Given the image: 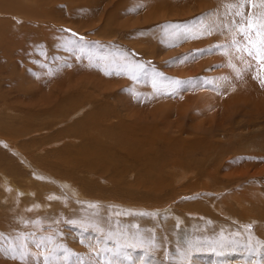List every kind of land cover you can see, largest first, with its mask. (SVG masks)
Returning a JSON list of instances; mask_svg holds the SVG:
<instances>
[{
    "label": "rangeland",
    "instance_id": "rangeland-1",
    "mask_svg": "<svg viewBox=\"0 0 264 264\" xmlns=\"http://www.w3.org/2000/svg\"><path fill=\"white\" fill-rule=\"evenodd\" d=\"M53 1L0 14L16 28L1 34L0 264H264V64L232 47L247 20L229 19L247 0ZM122 121L149 127L146 155ZM6 177L33 193L17 209ZM41 190L56 216L23 210ZM86 194L102 212L80 209Z\"/></svg>",
    "mask_w": 264,
    "mask_h": 264
},
{
    "label": "bare ground",
    "instance_id": "bare-ground-1",
    "mask_svg": "<svg viewBox=\"0 0 264 264\" xmlns=\"http://www.w3.org/2000/svg\"><path fill=\"white\" fill-rule=\"evenodd\" d=\"M8 2V3H10V4H12L13 6H10V5H8V4H6L5 2ZM51 1H53V0H51ZM194 1H198V0H194ZM256 1V0H255ZM50 2V1H49ZM54 2V1H53ZM53 2H51V3H53ZM50 3V4H51ZM186 3V2H185ZM46 4H47V0H0V14H3V16H7V14H8V12L7 11H12V10H16V12H19L20 13V16H19V20H21L22 19V17H31V19L33 20L34 19V16H36V15H38L37 14V9L39 10V9H44L45 11L48 9V7L46 6ZM55 3H53V5H54ZM248 4V3H247ZM259 9L260 8H257V7H255V8H251V6H249V8H248V11L249 12H247L246 14L244 13V15L242 14V15H237V13H240L239 11H235L234 13H233V16H230L231 18H229L230 20L234 17L235 19H233L232 21L234 22V21H242V20H244L245 18V20H247L250 16H255V14H254V12L253 11H257V12H259ZM41 10V11H42ZM43 13V12H42ZM35 14V15H34ZM40 14V13H39ZM44 14V13H43ZM45 14H46V12H45ZM231 14V13H230ZM42 16V15H41ZM168 16V15H167ZM244 16H245V18H244ZM257 17H260V16H257ZM25 19V18H24ZM30 19V20H31ZM229 19H228V21H229ZM29 20V19H28ZM227 20V19H226ZM228 21H226V23H228ZM231 21V22H232ZM30 22V21H29ZM230 22V21H229ZM230 22V23H231ZM237 22V23H238ZM244 22V21H243ZM221 23V22H220ZM226 23L225 22H223L222 23V25H220V24H217V26L221 29V28H226ZM241 24V23H240ZM228 26H229V23L227 24ZM216 26V27H217ZM227 26V27H228ZM235 26V25H234ZM231 26H229L228 28H230ZM232 28V27H231ZM219 29V30H220ZM222 29V30H223ZM214 30V29H213ZM215 31V30H214ZM0 51H1V53H3L2 55L4 56L5 55V51H7V49L8 48H6V49H4L3 48V46L1 45V42L3 41V39H2V37H1V34L2 35H8V34H11V33H16V28H14V27H11V28H9V29H5V28H3V27H1L0 28ZM13 35H15V34H13ZM12 35V36H13ZM24 38V37H23ZM191 39V38H190ZM68 42V41H67ZM22 46H24V45H22ZM21 46V47H22ZM5 50V51H4ZM21 50V49H20ZM17 51V50H16ZM16 54V53H15ZM24 54V53H23ZM199 54V53H198ZM222 57V56H221ZM248 59V58H247ZM216 60V61H215ZM213 62H219L221 59L220 58H217V59H215ZM249 60V59H248ZM4 61V60H3ZM246 61V60H245ZM192 65V64H191ZM245 65H247V64H245ZM257 67L258 66H256V69H257ZM246 69H247V67H245ZM254 68H255V66H254ZM35 70V69H34ZM258 70V69H257ZM203 88H205V86L203 87H201V89H203ZM201 93H203V92H201ZM200 96L203 98V100L205 99V97L207 96V94H200ZM201 100V99H200ZM222 102V101H221ZM211 104H210V102L208 101V100H206L205 102H201V108H203V109H206L205 107H208V106H210ZM0 106H2V104H0ZM64 107V106H63ZM63 109V108H62ZM64 110V109H63ZM62 110V111H63ZM64 113H65V111H63ZM71 115V114H70ZM78 118V117H77ZM70 119V118H69ZM80 121H82V120H80ZM71 122V121H70ZM79 122V121H78ZM58 123V122H57ZM61 124H63L64 123V120H61V122H60ZM82 124H83V122H81ZM59 124V123H58ZM56 125V124H55ZM54 125V126H55ZM69 125V124H68ZM132 125H133V122H132ZM136 124L134 123V127H131L130 128V126H128V127H126V126H124V121H122L121 123H120V125H119V129H118V131H119V134H121L122 133V131L123 130H126V131H130V132H124V133H126L127 135L128 134H130L131 135V137L130 138H134L133 140H130L131 142L132 141H134V144L133 145H135V144H137V147H136V150H137V152H139L141 155H146L147 154V151H145L144 149H142V148H138V146H140V147H146L145 146V144H147L148 145V147H152L153 145H154V142H153V140H149V138H151V137H149L150 136V131L148 130L149 129V127L147 128L146 126H144V127H146V128H142V129H137L138 127L137 126H135ZM77 127L79 126V125H76ZM123 127L122 129H120V127ZM142 126V125H141ZM113 127H114V125H113ZM109 129L111 128V127H108ZM61 129V128H60ZM72 129V128H71ZM75 131H77V129L75 130ZM80 131H81V128H80ZM79 131V132H80ZM61 131H59V133H60ZM21 133V132H20ZM66 132H64L63 134H65ZM159 135H161V134H159ZM63 136H65V135H63ZM156 136H158V135H156ZM162 137L164 136L163 134L161 135ZM165 137V136H164ZM129 138V139H130ZM140 138V139H139ZM155 138V137H154ZM161 137L159 136V138L158 139H160ZM72 139V138H71ZM156 141V140H155ZM75 143V142H74ZM84 144V143H83ZM69 145V144H68ZM151 145V146H150ZM85 146H86V144H85ZM80 147V146H79ZM78 147V148H79ZM67 148V147H66ZM86 148H87V146H86ZM10 149V148H9ZM63 149V148H62ZM68 149V148H67ZM73 149V148H72ZM69 150V149H68ZM74 150V149H73ZM21 151V150H20ZM67 151V150H66ZM76 151V150H75ZM22 152V151H21ZM83 152H85V151H83ZM87 152V151H86ZM41 153H42V151H41ZM69 153V152H68ZM80 153V152H79ZM80 155L82 156V155H84V154H81L80 153ZM79 155V156H80ZM87 155V154H86ZM79 156H77V157H79ZM89 156V155H88ZM88 156H87V159H88ZM18 157V156H17ZM26 157V156H25ZM82 157H84V156H82ZM40 158V157H39ZM86 158V157H85ZM26 159V158H25ZM22 160V159H21ZM41 160V159H40ZM77 160L78 159H76V162H77ZM85 160V159H84ZM27 161V160H26ZM35 161V160H34ZM37 161V160H36ZM39 161V160H38ZM37 161V162H38ZM43 161H44V159H43ZM43 161L42 162H40V163H43ZM79 161V160H78ZM80 161H81V159H80ZM82 162V161H81ZM86 162H87V160H86ZM32 163V162H31ZM3 164V163H2ZM25 164H27V163H25ZM38 164V163H37ZM77 164H78V162H77ZM1 165V164H0ZM5 165V164H4ZM2 166V165H1ZM37 165L35 164V167H36ZM3 167V166H2ZM1 167V168H2ZM29 167V166H28ZM70 167V166H69ZM37 171H38V169H36ZM1 171V170H0ZM3 171V175L5 176V174H4V170H2ZM32 171H33V169H32ZM41 171V170H40ZM33 173V172H32ZM35 173V172H34ZM19 174V173H18ZM36 175H37V172L34 174V176H35V178H36ZM43 175V174H42ZM2 176V175H1ZM0 176V177H1ZM6 176H12V175H10L9 174V172L6 174ZM33 176V177H34ZM37 176H39V174L37 175ZM44 176V175H43ZM50 176V175H49ZM19 178H21L20 176H18ZM1 178H3V177H1ZM41 178V177H40ZM39 178V179H40ZM47 178V177H46ZM5 181L3 182L2 181V184H3V188L4 189H6V191H7V193L9 194V196H10V198H11V200H12V202L14 203V207H15V209H17V208H19V207H21L20 206V204H21V198L23 197V196H31V195H33V193H32V191H30V190H27V191H21V190H17V191H15V192H13V188H11L12 186H10V182L8 183V181H9V178L8 177H6L5 179H4ZM43 180V179H42ZM59 180V179H58ZM62 181V180H61ZM37 182H38V179H37ZM46 182V181H45ZM47 182H48V179H47ZM146 182V181H145ZM62 183V182H61ZM93 183H95V182H93ZM92 183V184H93ZM98 183H100V182H98ZM147 183V182H146ZM145 183V184H146ZM17 184V183H16ZM33 184H36V182L34 183H32V185ZM41 185H42V183H41ZM94 185V184H93ZM17 186V185H16ZM19 186V185H18ZM45 186H47L48 188L49 187H51V186H49V185H45ZM60 186H62V185H60ZM66 187H65V189L66 188H68L67 187V185H65ZM95 186V185H94ZM96 186H98V185H96ZM108 186V185H107ZM46 187V188H47ZM64 187V186H63ZM100 187V189H102L101 188V186H99ZM16 188H18V187H16ZM30 188V187H29ZM34 188H36L35 186H34ZM43 188V187H42ZM89 188H91V186H89L88 184H86V186H84V188L83 189H81L80 191L81 192H83L84 193V190H87L88 191V189ZM15 189V188H14ZM23 189V188H22ZM39 189V188H38ZM50 189V188H49ZM51 189H52V187H51ZM64 189V190H65ZM74 189V188H73ZM107 189V188H106ZM35 190V189H34ZM56 190V189H55ZM109 190V189H108ZM50 192V190H47V192H46V190H41V192H39V194L38 195H35V196H32V197H35L36 199H37V201L36 202H34L33 200H31V199H29V198H24L25 200H23V205H22V207H23V210L25 211V210H29L30 211V209H33V210H31V211H33V213L34 214H36L35 216H37V215H39L40 213H43V214H45L46 215V213L47 212H49L48 214L52 217V215H57L56 214V212L54 213L53 211H55L58 207L57 206H59V203H52V202H50V200H48L47 198H54V196H52V194L51 193H49ZM53 192H55L54 191V189H53ZM52 192V193H53ZM67 192H69V191H67ZM49 193V194H48ZM70 193V192H69ZM45 194H48V196H46ZM55 194V193H54ZM57 196L56 197H59V198H61L63 195H61L62 193H59V192H57ZM64 194V193H63ZM74 194V193H73ZM56 195V194H55ZM72 195V194H71ZM107 195V194H106ZM74 196H75V194H74ZM21 197V198H20ZM86 197H88L90 200H91V206H86V204L88 203V199H85V201L83 202V207L82 208H80V209H84V210H87V211H91L92 213H94L95 215L96 214H98V213H100V212H102L100 209H101V207L103 206V205H101V201L102 200H99V196H98V194H95V195H91V194H86ZM9 198V197H8ZM42 199H46V200H44V201H41ZM79 199V198H78ZM102 199V198H101ZM80 200V199H79ZM62 201H64L63 203H60V205H62V207H63V210H64V214L66 215L67 214V212H71L72 211V209L76 206V205H74V203H76V202H78L77 200H75V199H72V198H70V201L68 200V198H66V196H63L62 197ZM257 201V200H256ZM78 204H80V203H78ZM111 204V203H110ZM261 206V205H260ZM79 207V206H78ZM107 207H109V208H111V206H107ZM113 208H111L112 209V214L114 213L115 215H119V213H120V211H121V209H123L122 210V213H123V211H125V213H127L128 214V208L129 207H126V208H122V207H118V206H112ZM116 207V208H115ZM10 208V207H9ZM53 209V211H49L50 209ZM77 208V207H76ZM76 208H74V209H76ZM131 209H136V211L137 210H144L143 208H133V207H130ZM22 209V208H21ZM47 209V210H46ZM111 209H110V214L109 215H112L111 214ZM77 210V209H76ZM75 210V211H76ZM105 210V209H104ZM107 210V209H106ZM120 210V211H119ZM20 211V210H19ZM221 211V210H220ZM224 211V210H223ZM26 212V211H25ZM25 212L24 213H22V214H24L25 215ZM1 213V212H0ZM122 213H120V214H122ZM3 214V213H2ZM68 214H70V213H68ZM73 214V213H72ZM88 214V213H87ZM113 214V215H114ZM199 214V213H198ZM225 214V213H224ZM5 215V214H4ZM48 215V216H49ZM22 216V215H21ZM81 216V215H80ZM83 216V215H82ZM88 216V215H87ZM226 216V215H225ZM227 216H229L228 214H227ZM85 217V216H84ZM92 217H93V215H92ZM199 217V216H198ZM232 216H229V218L230 219H232L231 218ZM79 218H81V217H79ZM201 219V218H200ZM203 220V219H202ZM248 220H250V218L248 219ZM80 221H82V220H80ZM178 222H179V220H177ZM212 221V220H211ZM233 221H236V219L234 218V216H233ZM262 221V220H261ZM206 222V221H205ZM213 222V221H212ZM237 222V221H236ZM239 222V221H238ZM247 222V221H246ZM256 222V221H255ZM248 223V222H247ZM247 223L246 224H244L243 226H247ZM238 225V224H237ZM239 225H241V224H239ZM221 226H223V229H224V227L225 226H228V228H230L231 230L233 229V228H231L230 227V225H228V223H222V225ZM232 226H234V225H232ZM203 227V226H202ZM235 227V226H234ZM248 227V226H247ZM247 227H238L237 228V230H235V231H237V232H239V234L241 233V232H243V233H245L246 234V230L248 229ZM222 228V227H221ZM249 229H250V227H249ZM226 230V229H225ZM234 230V229H233ZM230 231V230H229ZM244 235V234H243ZM251 237V236H250ZM254 237V236H253ZM252 238V237H251ZM257 239V238H256ZM257 245V244H256ZM40 250V249H39ZM43 256V255H42Z\"/></svg>",
    "mask_w": 264,
    "mask_h": 264
},
{
    "label": "snow or ice",
    "instance_id": "snow-or-ice-1",
    "mask_svg": "<svg viewBox=\"0 0 264 264\" xmlns=\"http://www.w3.org/2000/svg\"><path fill=\"white\" fill-rule=\"evenodd\" d=\"M247 3L251 6V8L256 7L254 0H247ZM259 4L262 8H264V0H259ZM237 15H242V13H237ZM238 28L245 43L242 46L234 39L232 47L238 53L242 52L243 55L256 58L258 63L264 64V15L260 17L250 16L247 19V22L240 24ZM232 67L235 68L234 65ZM127 71L131 74L130 78L135 79V75L132 73V67L130 65L127 67ZM105 74L110 75L111 73L105 71ZM237 76H239V72H237ZM254 78L258 79L261 86L264 87V77L257 76ZM45 259L47 261L48 258Z\"/></svg>",
    "mask_w": 264,
    "mask_h": 264
}]
</instances>
